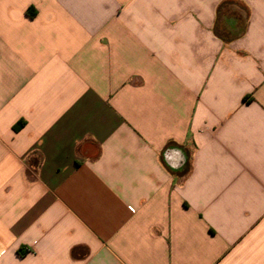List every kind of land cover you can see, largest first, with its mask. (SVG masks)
<instances>
[{
  "label": "crops",
  "instance_id": "obj_1",
  "mask_svg": "<svg viewBox=\"0 0 264 264\" xmlns=\"http://www.w3.org/2000/svg\"><path fill=\"white\" fill-rule=\"evenodd\" d=\"M0 264H264V0H0Z\"/></svg>",
  "mask_w": 264,
  "mask_h": 264
},
{
  "label": "trees",
  "instance_id": "obj_2",
  "mask_svg": "<svg viewBox=\"0 0 264 264\" xmlns=\"http://www.w3.org/2000/svg\"><path fill=\"white\" fill-rule=\"evenodd\" d=\"M24 125H25V122L20 121L19 123H17V124L14 126V130H15V131H18V130H20L22 127H24Z\"/></svg>",
  "mask_w": 264,
  "mask_h": 264
}]
</instances>
